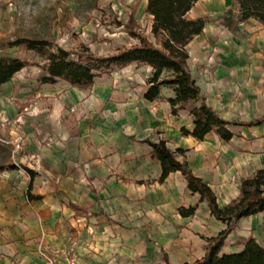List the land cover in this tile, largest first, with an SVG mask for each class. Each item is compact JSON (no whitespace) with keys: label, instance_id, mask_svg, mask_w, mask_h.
Wrapping results in <instances>:
<instances>
[{"label":"crops","instance_id":"1","mask_svg":"<svg viewBox=\"0 0 264 264\" xmlns=\"http://www.w3.org/2000/svg\"><path fill=\"white\" fill-rule=\"evenodd\" d=\"M229 2L231 0H200L186 18L193 20L215 11L220 12ZM142 7L145 12L146 0H142ZM148 19L150 39H146L152 41L151 17L148 16ZM252 23L262 31L253 37L255 41L251 44L239 43L226 29L221 33L230 38L229 43H217V51L223 61L236 65L244 59L255 60L260 49L258 47L264 49V27L254 20L239 24L236 33L246 31L251 34ZM212 33L216 31L206 24L202 34L187 46L191 76L192 67L205 65L211 57L210 52L216 49L212 41H202L205 35L209 37L208 34ZM140 70L148 74L140 78V90L127 87L124 91L127 102L124 99L121 105L111 103L106 106L108 110L115 111L110 118L112 121L107 123L103 131L89 136V146L84 144L79 161L75 160L68 167L62 160H57L55 166L48 160L29 167L20 163L37 174L32 181L30 194L41 196V200H26L29 179L24 172H4L5 179L9 181L0 183V264H27L31 261L28 252L35 250V241L45 230L40 224L47 226L48 221H54L60 213L70 217L88 214L108 219L116 226L128 224L130 220L136 221L134 224L137 225L147 224L163 242H176L177 245L168 246L169 264H190L202 258L205 239L216 237L225 229L223 223L210 215L199 196L186 189L180 173H170L162 184L155 182L161 173L160 165L151 159V148L143 141L156 143L164 140L170 151H185L184 157H178L177 160L187 162L192 174L214 193L218 208L223 209L238 195L241 178L248 177L255 170L264 169V139H252L264 135V122L242 130H236V126L230 127L234 137L229 142H223L213 134H207L200 142L182 136L181 128L193 130L187 110L178 112L176 116L170 114L165 99L172 98L173 92L165 87L160 88L159 99L145 101L143 95L148 89L147 79L151 69L145 66ZM247 79L250 78L245 76L240 81L238 77L220 74L212 79L206 78L202 86L194 80L205 103L220 118L227 120L221 114L225 102L217 100L214 95H225L229 89L226 84L246 82ZM189 107L190 104L186 109ZM241 111L244 109L232 108L227 113L237 115ZM247 137L252 140L245 141ZM64 199L67 200L66 204L62 203ZM69 204L86 212H76ZM181 206H196V211L193 216L182 218L177 213ZM249 238L264 247V214L240 219L225 239L220 253H240L243 243ZM171 247L173 249L169 250ZM18 257L19 260L13 263L12 260Z\"/></svg>","mask_w":264,"mask_h":264},{"label":"rangeland","instance_id":"2","mask_svg":"<svg viewBox=\"0 0 264 264\" xmlns=\"http://www.w3.org/2000/svg\"><path fill=\"white\" fill-rule=\"evenodd\" d=\"M233 1L220 12L202 16L216 31L209 37L205 35L202 41H212L216 49L210 52L205 65L192 67V76L201 86L206 78L220 74L238 77L240 81L245 76L250 78L226 84L229 89L225 95H214L225 102L221 108L223 117L241 124L236 130H242L258 126H243L247 123L264 122V49L258 47L255 60L244 59L236 65L219 56L217 43H229V35L239 43L251 44L262 31L252 23L251 34H221L225 28L220 25V18L228 9L236 14ZM148 27L142 0H0V55L28 63L10 82L0 86V144L10 150L12 163L29 167L48 160L55 166L57 160H62L65 167L72 166L82 157L84 144L89 146V136L103 131L112 121L115 111L106 106L121 105L124 99L127 102L126 88L140 90V78L148 74L140 70L145 66L131 64L96 78L91 85L70 86L63 81L42 84V60L25 45L6 49L7 44L21 39L45 41L52 49L87 50L95 57H106L138 44L129 30L150 39ZM232 108L244 111L230 115L227 112ZM252 139H264V135ZM7 181L1 174L0 183ZM135 222L116 226L108 219L88 214L70 217L60 213L57 219L48 221L49 229L40 224L45 230L35 241V250L28 252L31 261L27 258V264H45L42 253L63 251L74 253L79 264H169L168 246L177 245L176 242L165 243L151 226ZM18 260L19 257L12 261Z\"/></svg>","mask_w":264,"mask_h":264},{"label":"trees","instance_id":"3","mask_svg":"<svg viewBox=\"0 0 264 264\" xmlns=\"http://www.w3.org/2000/svg\"><path fill=\"white\" fill-rule=\"evenodd\" d=\"M198 1L200 0H146L145 14L151 17L152 41L129 30L130 37L137 39L138 44L121 48L111 56L95 57L87 50L66 51L59 47L52 49L48 42L26 39L9 43L6 49L25 45L28 51L39 57L43 62L40 66L44 74L40 79L42 84L53 85L57 81H63L70 86H84L92 84L102 75L131 64L136 67H149L151 74L147 79L148 89L143 99L147 102L156 101L160 98L161 87L170 89L173 97L165 99L170 107V114L176 116L178 112L187 110L192 119L193 130L181 128L182 136H189L200 142L207 134H213L221 141L229 142L234 137L229 128L241 124L220 118L205 103L188 68L187 46L202 34L208 23L205 17L193 20L186 18L187 13ZM233 3L236 5L235 16L231 9H228L220 18L221 26L231 33H236L237 26L248 20H254L264 27V0H234ZM27 66L25 61L0 55V86L10 82ZM188 104L190 107L186 109ZM260 123L261 120H257L243 126L251 127ZM143 143L151 148V159L160 165L161 173L155 182L162 184L170 173H180L186 183V189L191 194H197L200 202L206 204L210 215L225 225V229L216 237L205 239L204 256L190 264H264V247L252 238L243 243L240 253H220L225 239L240 219L264 214V169L255 170L248 177L241 179L238 195L220 209L211 189L192 174L186 161L177 160L178 157H184L185 151H170L164 140L156 143L145 140ZM9 171H22L27 175V201L42 199L41 196L30 194L32 181L37 174L24 166L13 164L10 150L0 144V175ZM69 207L76 212H86L74 205L69 204ZM195 211L196 206H181L177 213L182 218H188L193 216Z\"/></svg>","mask_w":264,"mask_h":264},{"label":"built area","instance_id":"4","mask_svg":"<svg viewBox=\"0 0 264 264\" xmlns=\"http://www.w3.org/2000/svg\"><path fill=\"white\" fill-rule=\"evenodd\" d=\"M41 258L45 264H79L76 255L69 251L52 252L51 255L42 253Z\"/></svg>","mask_w":264,"mask_h":264}]
</instances>
